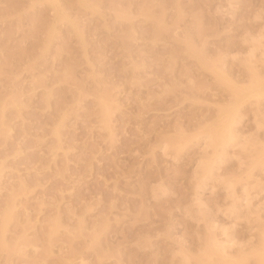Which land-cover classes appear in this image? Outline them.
<instances>
[{"label":"rangeland","instance_id":"1","mask_svg":"<svg viewBox=\"0 0 264 264\" xmlns=\"http://www.w3.org/2000/svg\"><path fill=\"white\" fill-rule=\"evenodd\" d=\"M256 77L264 0H0V264H264Z\"/></svg>","mask_w":264,"mask_h":264},{"label":"bare ground","instance_id":"2","mask_svg":"<svg viewBox=\"0 0 264 264\" xmlns=\"http://www.w3.org/2000/svg\"><path fill=\"white\" fill-rule=\"evenodd\" d=\"M60 18H65V15L60 14ZM260 39H259V41H260ZM256 41H257V39H256ZM259 41H258V43H259ZM260 42H262V41H260ZM261 95H264V79H259L256 77L251 86H249L247 88L237 87L235 89V101L228 104L230 106L221 110V112L219 114V121H218L217 125H215L211 129H209V131L206 132V134L204 135V140L208 141V145H213L215 147L216 152H218L219 150L223 151L229 145H231V146H237L238 145V146H241V149H242V147L247 146V144L249 143V141H248L249 138L247 139L245 137H242V135L238 134V133H240V131L238 132L234 128V126L236 125V123H238L239 118H240V115H238L240 112L239 111V105L247 97H252V96L260 97ZM199 137L202 138L201 136H199ZM220 160H221V154L219 153L218 156L215 155V156H213L212 159L202 161L200 164L201 169H199V170H202L204 175H206V174H207V176H208V174L213 175L214 174L213 173L214 168H216L215 166L217 165V163L220 162ZM203 178H205V177H203ZM225 184H227V183H225ZM225 186H227L230 189L231 195H235V192H234L235 187H234L233 182L232 183L229 182ZM247 201H248V199H247ZM228 210H229V214H231L233 216V218H236V220L240 219L239 218V211L240 210L236 207L235 204H232L230 207H228ZM224 230H225V228H224ZM228 248H231L230 239H227L225 241L224 240L219 241V240L213 239V240H210V242L208 244L206 254L210 258H212L214 255H218V257H219L218 260L226 261L227 258L230 256ZM181 256L184 258L186 263L190 262L187 255H181ZM260 260L264 261V254L260 255ZM210 263H212V262H210ZM234 264H237V263H234Z\"/></svg>","mask_w":264,"mask_h":264}]
</instances>
